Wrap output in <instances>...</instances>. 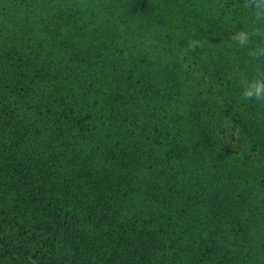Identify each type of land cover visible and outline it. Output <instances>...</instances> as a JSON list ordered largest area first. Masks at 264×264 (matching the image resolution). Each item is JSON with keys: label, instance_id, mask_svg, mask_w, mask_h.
I'll return each mask as SVG.
<instances>
[{"label": "trees", "instance_id": "trees-1", "mask_svg": "<svg viewBox=\"0 0 264 264\" xmlns=\"http://www.w3.org/2000/svg\"><path fill=\"white\" fill-rule=\"evenodd\" d=\"M241 3L0 0V264H264Z\"/></svg>", "mask_w": 264, "mask_h": 264}, {"label": "clouds", "instance_id": "clouds-1", "mask_svg": "<svg viewBox=\"0 0 264 264\" xmlns=\"http://www.w3.org/2000/svg\"><path fill=\"white\" fill-rule=\"evenodd\" d=\"M244 16L243 27H233L231 44L244 49L249 64L254 66V75H241L239 101H255L264 104V0H243L237 6ZM192 47L199 46L193 41Z\"/></svg>", "mask_w": 264, "mask_h": 264}, {"label": "rangeland", "instance_id": "rangeland-1", "mask_svg": "<svg viewBox=\"0 0 264 264\" xmlns=\"http://www.w3.org/2000/svg\"><path fill=\"white\" fill-rule=\"evenodd\" d=\"M227 146L230 147L232 151L235 150L236 144L233 143V141H231V137H229V139H228V144H227ZM243 153H244V151H243L241 154H243ZM250 157H251V151H250L249 154L247 155V159L249 160ZM255 159H257V158L255 157ZM258 159H261V158H258ZM260 161H261V160H260Z\"/></svg>", "mask_w": 264, "mask_h": 264}]
</instances>
